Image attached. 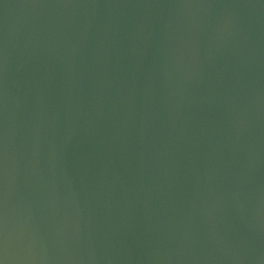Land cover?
I'll list each match as a JSON object with an SVG mask.
<instances>
[{
	"label": "water",
	"instance_id": "95a60500",
	"mask_svg": "<svg viewBox=\"0 0 264 264\" xmlns=\"http://www.w3.org/2000/svg\"><path fill=\"white\" fill-rule=\"evenodd\" d=\"M0 264H264V0H0Z\"/></svg>",
	"mask_w": 264,
	"mask_h": 264
}]
</instances>
